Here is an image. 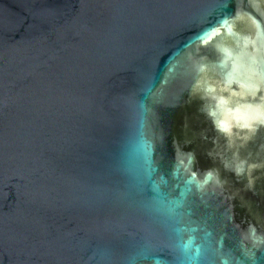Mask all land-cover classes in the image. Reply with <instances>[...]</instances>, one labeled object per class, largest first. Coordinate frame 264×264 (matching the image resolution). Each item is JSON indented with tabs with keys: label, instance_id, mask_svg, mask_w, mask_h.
Returning a JSON list of instances; mask_svg holds the SVG:
<instances>
[{
	"label": "water",
	"instance_id": "95a60500",
	"mask_svg": "<svg viewBox=\"0 0 264 264\" xmlns=\"http://www.w3.org/2000/svg\"><path fill=\"white\" fill-rule=\"evenodd\" d=\"M264 0H0V264H264Z\"/></svg>",
	"mask_w": 264,
	"mask_h": 264
},
{
	"label": "snow or ice",
	"instance_id": "6c2138e0",
	"mask_svg": "<svg viewBox=\"0 0 264 264\" xmlns=\"http://www.w3.org/2000/svg\"><path fill=\"white\" fill-rule=\"evenodd\" d=\"M262 122H264V121H262Z\"/></svg>",
	"mask_w": 264,
	"mask_h": 264
}]
</instances>
